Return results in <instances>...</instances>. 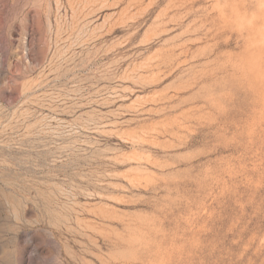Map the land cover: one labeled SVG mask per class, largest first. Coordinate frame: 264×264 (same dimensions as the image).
Wrapping results in <instances>:
<instances>
[{
	"label": "rangeland",
	"instance_id": "rangeland-1",
	"mask_svg": "<svg viewBox=\"0 0 264 264\" xmlns=\"http://www.w3.org/2000/svg\"><path fill=\"white\" fill-rule=\"evenodd\" d=\"M0 264H264V0H0Z\"/></svg>",
	"mask_w": 264,
	"mask_h": 264
}]
</instances>
